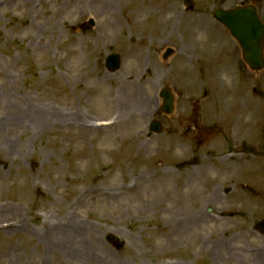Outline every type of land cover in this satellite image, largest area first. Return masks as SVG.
<instances>
[{"label": "rangeland", "instance_id": "rangeland-1", "mask_svg": "<svg viewBox=\"0 0 264 264\" xmlns=\"http://www.w3.org/2000/svg\"><path fill=\"white\" fill-rule=\"evenodd\" d=\"M171 2L183 17L165 32L155 19ZM249 2L264 22V0H0V224L16 223L0 228V264H92L69 260L43 227L69 205L93 226L75 245L104 264H264V69L244 65L211 14ZM142 3L151 7L137 34L131 11ZM139 37L143 54L130 58ZM112 51L121 64L109 73ZM127 76L151 80L138 90L150 110L96 126L115 118ZM164 85L175 92L170 115L158 109ZM33 106L79 115L31 126L22 114ZM153 117L161 132L148 131ZM173 214L186 224L172 230Z\"/></svg>", "mask_w": 264, "mask_h": 264}, {"label": "bare ground", "instance_id": "bare-ground-1", "mask_svg": "<svg viewBox=\"0 0 264 264\" xmlns=\"http://www.w3.org/2000/svg\"><path fill=\"white\" fill-rule=\"evenodd\" d=\"M112 6V0H104V7L109 9ZM150 10L149 6H145L143 3L137 5L134 7V9L131 11V15H133V19L131 20L132 25L134 26V29L137 34L140 33V30L142 29L141 24L144 23V21L141 20V14L147 13ZM171 13L168 18L165 19L166 23H171V27H173L174 23L178 21H181L182 15H178L177 11L175 9L174 3L167 4V7H165V11L163 14L157 15L158 19L163 17L165 14ZM111 18L113 17H105V27L112 30V33H115L117 30L121 28L122 21L121 20H115L116 22L112 21ZM104 29V25H102ZM170 27V26H169ZM106 31V28L104 29V32ZM158 37L163 38L164 32L160 31L157 34ZM152 39V38H151ZM150 39V40H151ZM135 43L133 45H129L127 47V56L133 59H139L141 55L143 54V46L145 43V38H136ZM185 48H181L183 50ZM188 55V54H187ZM144 77H140L139 79L135 76H127L124 79L121 80L122 85V91L121 95L118 96V113L116 114L115 121L112 126L119 125L123 121L126 122L134 120L136 117L139 118L146 114L150 110L151 104L154 103V99L152 97H145L141 96L139 94V82H143V85L151 82V80L144 81ZM142 85V84H141ZM120 89V90H121ZM69 112L64 111L58 112L48 109H40L35 108L33 106L32 108H28L22 116H24L25 120L31 124V126H40L47 122H49L51 119H57L61 120L62 122L71 124L73 123L76 118V116L79 115L78 112L73 111L72 109L68 110ZM135 115V116H134ZM134 125L136 123H133ZM176 217V218H175ZM62 218V220H61ZM59 220L51 221L48 223V221H45L43 224V227L46 228V233L48 235H51L54 238L55 244H59V248L63 251L64 255L69 260H86L90 261L92 264H104V261H98V260H91V257L87 256V249L85 246H77L75 245L76 242H80L81 236L84 232L89 231L93 228L91 225L90 227L86 226V222L81 220H76L75 216L72 213L71 205L68 206V208L63 212L62 217ZM200 214L197 212L195 215H192L189 219H193L195 221L199 220ZM177 219V215L173 214L171 217L172 221V230L175 229L177 226H181V223L186 224L187 217L184 219H180L179 221H174ZM193 220H190L193 222ZM24 227V224L21 225ZM12 229V228H11ZM262 251V250H261ZM62 253V254H63ZM246 257V256H245ZM250 257V256H249ZM86 258V259H85ZM250 259L254 260L255 258L250 257ZM249 260V258L247 259ZM95 261V262H94ZM110 264H124V263H110Z\"/></svg>", "mask_w": 264, "mask_h": 264}, {"label": "water", "instance_id": "water-1", "mask_svg": "<svg viewBox=\"0 0 264 264\" xmlns=\"http://www.w3.org/2000/svg\"><path fill=\"white\" fill-rule=\"evenodd\" d=\"M214 16L221 21L238 39L243 49L244 59L252 68L258 69L263 65L261 40L264 33V27L259 23L255 8L251 5L236 7L232 10H222L216 8ZM117 61L112 60L109 64L110 69L117 67ZM170 105L166 106L168 110ZM264 226V222L261 223Z\"/></svg>", "mask_w": 264, "mask_h": 264}]
</instances>
